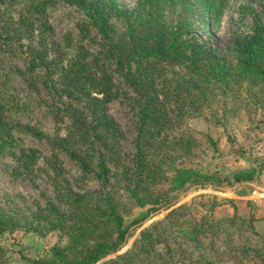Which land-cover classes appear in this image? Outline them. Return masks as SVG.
<instances>
[{
    "label": "rangeland",
    "instance_id": "374dc122",
    "mask_svg": "<svg viewBox=\"0 0 264 264\" xmlns=\"http://www.w3.org/2000/svg\"><path fill=\"white\" fill-rule=\"evenodd\" d=\"M35 1L0 0L3 21H8L14 40V49L0 55L2 115L5 122L13 126L12 142L0 149V206L15 214L23 224L12 233L0 236V248L8 264H30L27 259L48 258L54 246L66 245V237L58 232L50 231L40 236L28 231L24 224L32 220L34 213L44 211L49 202L65 209L68 193L91 198L94 193L114 191L126 224L141 219L129 229L128 238L121 248L96 264L130 249L142 230L163 220L174 208L186 206L188 217H200L212 197L216 203L213 209L215 218L228 217L235 208L238 216L252 217L255 228L262 231L264 108L244 97L223 96L221 88L196 82L195 77L182 66H164V71L156 79V87L163 114L170 121L161 138L174 143V150L171 148L169 153V158L175 159L174 166L190 169L192 173L184 184L177 182L174 190L166 191L165 199L158 205L138 207L123 195L122 177L132 170L135 159L138 117L132 101L135 93L126 83L123 73L109 64L107 70L113 77L117 92L113 100L105 101L102 94L94 92L74 100L64 97L60 91L67 80L64 71L74 60L77 47L85 46L95 55L99 50V35L82 11L55 1L47 6L43 15L48 27L45 41L39 40L37 30L26 36L14 22ZM116 1L127 9L134 8L137 3V0ZM185 1L192 10L182 12V4H179L171 12H166L164 21L176 24L184 19L194 34L220 54L228 52L237 36L247 37L258 23H264L263 0H223L215 17L208 8L191 0ZM33 56L38 59L34 61ZM130 72H133V67ZM95 100L101 102L104 114L122 135L117 165H110L111 182L104 186L85 175L64 151H58V167L50 160L52 144L57 138H67L75 112L82 111L86 123L92 124L91 106ZM58 111L62 112L63 120L56 129L54 113ZM185 141L190 145L189 155L178 149ZM30 149L38 152V158L30 171H19L18 158L23 151ZM238 171H247L251 177L235 181L233 175ZM167 175L173 176L172 173ZM243 235L241 232L234 235L235 245H240ZM201 242L208 241L202 239ZM249 256L254 255L251 252Z\"/></svg>",
    "mask_w": 264,
    "mask_h": 264
},
{
    "label": "trees",
    "instance_id": "16d2710c",
    "mask_svg": "<svg viewBox=\"0 0 264 264\" xmlns=\"http://www.w3.org/2000/svg\"><path fill=\"white\" fill-rule=\"evenodd\" d=\"M55 1L82 11L100 40L95 55L85 46L77 47L74 60L64 71L67 80L60 88L61 94L74 100L94 92L102 94L105 101L113 100L117 92L107 70L109 64L123 73L135 93L132 98L138 113L135 159L132 170L122 177L123 195L136 206L158 205L165 199L166 191L174 190L177 182L184 184L192 173L190 169L174 166V157L169 158L174 143L161 138L170 121L163 114L156 87V79L164 66H182L196 82L221 88L223 96L244 97L264 108V23H258L247 37L237 36L232 47L223 54L194 34L184 19L176 24L164 21L166 12L179 4H182V12L192 10L185 0H137L132 9L116 0H36L14 22L17 29H23L26 36L37 30L39 40L45 41L48 27L43 15L47 6ZM191 1L208 8L214 17L223 5V0ZM261 7L264 13V0ZM3 14L0 9V55L14 49L13 34L9 32L8 21H3ZM32 59L38 58L33 56ZM132 67L133 72H130ZM100 105L101 102L95 100L91 106L92 124L86 123L82 111L72 115L69 134L52 144L50 160L58 167V151H64L85 175L104 186L111 182L110 165H117L122 135ZM3 108L0 104V149L13 138V126L5 122ZM62 120L61 111L54 113L56 129ZM185 142L178 149L189 155L190 145ZM37 158L36 150L23 151L18 158V170L30 171ZM233 177L240 181L251 175L238 171ZM66 197L65 209L49 202L44 211L34 213L32 220L25 222L28 231L40 236L56 231L67 239L66 245L54 246L48 258L27 259L30 264H96L117 252L127 240L129 229L141 221L135 219L126 224L114 191L94 193L91 198L73 193ZM213 200L214 197L198 218L188 217L186 206L174 208L163 220L142 230L130 249L102 264H264V229L258 231L254 219L238 216L235 208L232 215L215 218ZM22 225L15 214L0 206V236ZM237 232L244 233L240 245L234 244ZM202 239L208 242L203 243ZM0 264H8L2 248Z\"/></svg>",
    "mask_w": 264,
    "mask_h": 264
}]
</instances>
